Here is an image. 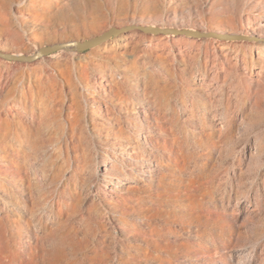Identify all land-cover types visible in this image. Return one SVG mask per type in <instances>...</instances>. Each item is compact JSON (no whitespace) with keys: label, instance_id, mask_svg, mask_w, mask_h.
<instances>
[{"label":"rangeland","instance_id":"374dc122","mask_svg":"<svg viewBox=\"0 0 264 264\" xmlns=\"http://www.w3.org/2000/svg\"><path fill=\"white\" fill-rule=\"evenodd\" d=\"M183 11L187 12L183 22L172 18L174 13L184 15ZM250 13L263 19L264 0H0V36L9 41V50L29 53L38 45L83 40L111 25L144 23L140 17L154 15H162L161 20H153L157 25L189 28L199 20L212 28V21L221 19L230 31L241 33L247 19L254 20ZM30 20L36 22L33 29L27 28ZM128 33L106 40L107 46L118 47L105 52L60 49L33 62L0 58V122L5 120L9 89L22 75H54L58 65H87L91 73L86 81L92 83L112 68L113 77L105 76L108 85L118 82L135 97L141 87L148 93L149 99L121 113L152 133L156 125L140 110L158 105L159 89L171 105L183 103L188 114L189 168L164 175L154 170L151 177L133 173L126 178L130 182L117 190L109 186L110 179L101 181L96 170L81 173L67 216L72 227L67 240H60L57 233L46 235L36 222L40 215L29 213L27 206L12 211L11 201L32 202L31 190L26 198L4 177L0 180L5 183L0 185L4 192L0 193V264H264V43L187 35L170 39L171 34L139 30ZM80 79L77 83L83 87L85 80ZM93 83L96 101L113 104ZM210 96L220 122L213 137L200 128H207ZM173 118L171 112L164 117V132L157 134L161 157L178 154ZM92 132L90 137L102 152L107 145ZM9 166L0 161L2 176L9 174ZM66 194L59 196L64 200ZM57 249L65 250V257L56 256Z\"/></svg>","mask_w":264,"mask_h":264},{"label":"bare ground","instance_id":"6f19581e","mask_svg":"<svg viewBox=\"0 0 264 264\" xmlns=\"http://www.w3.org/2000/svg\"><path fill=\"white\" fill-rule=\"evenodd\" d=\"M182 13H184L182 16H177L174 13L172 18H177L179 22H183V19H185L184 17L187 16L185 15L187 12L183 11ZM27 15L31 14L27 13ZM249 16L254 20L251 21L247 19L241 33L230 31L227 23L221 19L212 21L210 26H212L214 30H209L212 28H205V23L202 20H199L194 28L179 27L177 24L176 26H161L153 22V20H161L162 15H154L146 19L142 17L139 18L145 21L147 20V24H145V21L144 23L131 22L128 24L159 26L161 28H185L208 34L202 37H216L230 40H258V44H263L264 17L263 19L259 18L260 16L257 18V14L255 13H250ZM35 27V21H28V29H33ZM134 30L138 29L129 30L126 33ZM128 34L130 35V33ZM167 34H171L168 35L170 39L176 38L172 35H184L174 33ZM31 35L35 38L33 32H31ZM123 38L124 37H121V39ZM72 40L79 39H69L58 42ZM7 44H9V41L0 36V47H2L0 51L26 56H31L37 53L41 47L50 45H38L30 50L29 53H23L21 51L9 50ZM110 44L107 46V43L104 41L91 48H96L99 51L105 52L109 49H116L118 47V44ZM120 45H122V43ZM62 49L75 50V47L69 45ZM262 53L263 49H260L258 54L260 55ZM43 56L44 55L39 56L32 61L19 60L17 62H33ZM131 71L136 73L135 69ZM90 73L91 71L87 65H81L78 68L58 65L55 67L54 75H51L50 72H44V74L32 72L22 75L16 82L15 80L13 81L14 83L11 87L8 86L10 89L7 88L9 89V104L6 109V116L3 117L5 120L0 122V144L2 145V149L0 147V161H6L10 164L8 168L9 174L7 176L11 178L2 176V168H0V180L4 179V177H6L8 181L11 180L10 183L15 186V191L24 197H26L25 194L28 192V189L31 190L30 199L32 202L30 201V204H26L23 198H18V202L11 201L10 206L12 207V211H16L22 205L24 207L27 206L29 213L31 212L33 213L32 215L35 214V216L38 214L40 215V217L38 216V218H36V222L40 223L42 228H44L45 234L48 236H57L58 234L60 240L70 239L72 227L67 216L73 208L72 203L75 196L73 191L74 185H76L75 182L78 175H82L81 173L88 172L92 169L96 170L95 174H97L101 181H109L110 179L109 186L117 190L130 182L126 178L130 177L133 173H139L144 177H151L154 170L162 173H184L189 168V163L191 161L186 126L188 114L183 103L177 102L175 105H171V101L168 102V99L166 100L162 95L163 91L159 89V94L161 95L158 97L161 101L158 105H151L147 109L142 107L140 110L145 116H150L154 125H156V130H153L154 133H152L149 127L140 123L138 125L135 119H133V116V118H130L121 113L122 110H134L138 105L142 104L143 101L148 98V93L145 89H142V87L138 88L136 90L137 97H135L134 95L127 94L129 88L119 85L117 81H115L117 83H113L114 81L111 80L114 85H108L105 76L113 77V70L112 68H106V70H104L93 82L98 85L99 92L101 93L100 95L104 94V97L108 96L111 98V101H113L112 103L114 104L115 102V104L113 105L110 101L105 99L104 101H101V99L99 100L101 102H97L95 91L91 86L93 82L91 81L92 83H90V81H86ZM56 74L62 79L59 80ZM76 76L79 77V79L82 78L85 80L84 83L86 84L83 87H80L81 85L77 83ZM107 81L109 82L108 78ZM150 99L152 100L151 103L155 102V99L151 97ZM209 100L211 102L212 111L206 120L207 128L204 126L200 128H202L204 132L208 131L206 134L213 137L220 122L216 114L215 101L214 99L212 100L211 96ZM88 103H91V108L87 107ZM97 109L99 110L98 112L96 111ZM170 112L173 114V119L178 127V154L174 157H165L163 155L161 157L158 153V150L162 146L161 136L158 137L157 134L162 135V132H164L162 120L164 117L168 116ZM0 117H2V115ZM139 121L141 120L139 119ZM204 124L206 125V123ZM90 131H93L105 141L107 146H104L105 148L102 152L97 150L98 148L96 146L98 145L95 146V141H92V136L90 137L89 134ZM104 131L106 132L104 133ZM142 132L143 134H141ZM101 146L103 145L101 144ZM217 160L218 157H216L214 165L217 164ZM92 175H94L93 172ZM4 184V182L0 181L1 186ZM62 192L67 193V199H61L59 195ZM111 192L119 195L118 192L113 189ZM0 193L4 195L1 187ZM0 199L2 200L3 198ZM83 206H86V204ZM44 220H46V224L43 223ZM2 222L3 221L0 219V224H3ZM55 252L56 256L59 257H65L66 255L63 249H57ZM86 256L87 255H85V257Z\"/></svg>","mask_w":264,"mask_h":264},{"label":"water","instance_id":"95a60500","mask_svg":"<svg viewBox=\"0 0 264 264\" xmlns=\"http://www.w3.org/2000/svg\"><path fill=\"white\" fill-rule=\"evenodd\" d=\"M133 29H138L143 32H149V33H155V34L174 33V34L190 35L193 37H202L204 35H208L207 33H203V32L196 31V30L185 29V28L183 29H178V28H173V27L161 28L159 26H142V25H134V24L111 25L107 27L106 29L102 30L100 33L95 34L92 37L86 38L84 40H72V41L58 42V43H53L50 45H45L41 47L37 53L31 56L15 55V54H10V53H5V52L0 51V57L7 59V60H14V61H19V60L32 61L39 56L48 55L57 50L65 48L69 45H73L76 50L84 51L101 42L108 40L112 36H117L123 32H127Z\"/></svg>","mask_w":264,"mask_h":264}]
</instances>
